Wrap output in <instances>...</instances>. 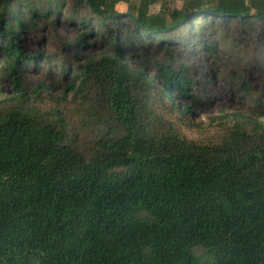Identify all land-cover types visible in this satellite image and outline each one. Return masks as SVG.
<instances>
[{"label": "trees", "instance_id": "trees-1", "mask_svg": "<svg viewBox=\"0 0 264 264\" xmlns=\"http://www.w3.org/2000/svg\"><path fill=\"white\" fill-rule=\"evenodd\" d=\"M60 1L0 0V53L16 92L0 104V264H264V90L218 143L151 125L154 102L184 116L198 102L168 43L194 45L222 23L263 31L264 0H158L156 14L155 0H75L88 14L79 24L109 36L67 85L96 128L89 142L70 137L61 110L52 118L26 103L17 72L39 61L18 44L23 12L51 18ZM120 40L164 47L168 59L136 67Z\"/></svg>", "mask_w": 264, "mask_h": 264}, {"label": "rangeland", "instance_id": "rangeland-1", "mask_svg": "<svg viewBox=\"0 0 264 264\" xmlns=\"http://www.w3.org/2000/svg\"><path fill=\"white\" fill-rule=\"evenodd\" d=\"M170 3L172 7L182 6V0ZM160 4L155 0L150 7L151 13H158ZM117 9L125 12L127 4L120 2ZM84 16L88 14L75 0H61L55 15L47 19L33 20L28 12H23L26 33L20 36L18 44L26 55L39 61L38 64L24 61L17 72L22 76L26 103L34 104L52 118L61 110L71 127L70 137L78 133L80 141L89 142L96 128L91 126L87 110L78 100H73V92L67 85L73 69L107 51L109 36L98 35L92 25H80L79 19ZM226 28L223 23L209 27L203 35L195 37L194 45L190 38L184 43H168L172 58L189 66L188 74L198 102L193 116L171 112L157 102L152 103L154 130H175L188 140L214 144L221 141L228 123L235 119L232 115L249 113L253 97L264 90V30L251 32L228 27L225 32ZM83 35H87L85 42L80 43ZM203 39L212 44L214 50L207 51ZM141 43L136 47L120 40L125 57L136 67L147 66L151 72L155 62L168 59L166 48ZM39 53L49 55V60L43 56L39 58ZM2 60L0 53V104L12 105L14 102L7 100L15 97V86ZM59 65H67V69ZM247 88L250 94L245 93ZM177 102L185 105L182 100Z\"/></svg>", "mask_w": 264, "mask_h": 264}]
</instances>
